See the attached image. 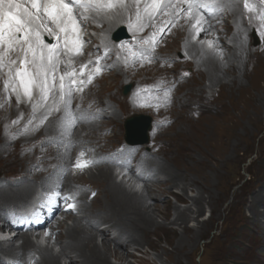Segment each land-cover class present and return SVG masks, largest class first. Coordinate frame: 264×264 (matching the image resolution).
I'll list each match as a JSON object with an SVG mask.
<instances>
[{
  "label": "bare ground",
  "instance_id": "bare-ground-1",
  "mask_svg": "<svg viewBox=\"0 0 264 264\" xmlns=\"http://www.w3.org/2000/svg\"><path fill=\"white\" fill-rule=\"evenodd\" d=\"M110 1L111 0H99L97 2L105 6L107 3H110ZM216 1L225 7L222 11L224 13L227 11V13L229 14L228 17H231L233 19L231 27H226L227 24H225L224 20L222 21L223 25H218L219 27L215 26L212 28L211 24L209 22H206L201 27L198 33V41L199 39H202L204 35H208V32L211 31V37L212 40L215 41L214 43L216 44V52L218 56H215L216 52L208 53L203 51L201 47L202 44H200V42L194 43L190 41V37L193 34V28H190V25L194 23L193 18L195 16L196 9H193L189 13L190 15L188 17H180L183 13H185V11L179 13L178 10L181 9L182 5L184 6V3L173 2L171 4H166L167 6L161 7L157 11V13L152 12L153 14L148 15L147 11L145 10L146 14H144V16H142L143 13L141 14V17L143 18V23H147L150 29L156 27L162 29L161 33L156 34L158 38L161 37V39L159 40H161L160 42L162 44L165 41L169 42L167 41L170 40L169 38L162 37L166 30H169L170 36L175 37L173 39L176 41L179 47H182L189 56L193 57L195 63L198 65V67L196 68L190 66L194 75L193 78L195 79V82L196 80L199 81V79H203L208 83V86L215 85V91L206 96V100L208 102H216L215 105L212 106L213 108L206 107V116L204 115L205 118H203L202 121L205 120L206 124H208L204 125L203 127H199L200 125L198 123L197 128L198 153H200L202 157L200 156V158H198V161H194L192 164L188 165L187 162L184 160L185 156H181L182 152L184 151V146L181 145V143L183 144L185 140L190 139V134H187V132L181 134V136L178 138L180 144H174L175 141H178L176 137H172L168 140H165L166 143H173L170 147V151L168 153H165L164 147H161L163 146V142H165L164 140L161 141L162 138H160L162 129L156 128L154 127V125H151L149 135H151L155 142L157 141L156 144H158L159 142L161 143V146H159L161 149L157 151L158 154L156 153L155 157L152 158L150 156L152 158L151 159L147 156L146 153L145 155L144 153L140 152V149L132 147H125L124 151L121 152H119L120 150L118 151L114 149L110 150V152H108V150L107 152L101 151L99 154L90 153L95 158L93 160L94 163L99 164L98 166H100L101 164L104 166L97 168L95 174L92 173V170H84L85 172L83 173H89L88 179L86 180L83 178V173H69L67 171V168L70 166L73 159L70 161L69 165H66V162L71 155L76 156L77 153L80 152V150L95 148L92 145H96V140L98 141L99 137H95L94 139L89 138L93 143H88V140L80 141L76 146L73 145V143L74 141L81 139V136L84 133L97 136L99 131L103 130L100 121L102 118H104V115H100L99 112L102 110V106H99L100 104L97 106L92 105L88 106L89 108L85 107L82 110H77L74 112L73 110L75 107L71 108L72 105L79 100L80 103H82V98H80V96L76 95L75 93H72V91L69 89L64 95V100L61 104L62 107L61 109H59V112H57V114H53L49 118V120L41 121L39 124H34L36 120L34 122H29V126L31 127L29 132H31L30 135H32L33 137L31 138L28 135L29 133L25 134L24 132L15 131V128L17 126L20 127L23 122H25V119L22 120L19 115L20 112H23L25 109L24 107L14 105L9 101L7 103L4 101L3 84L0 83V106L2 110L0 112V153H3V155H5V166L11 165L14 167H19L20 169L24 170L26 178L28 177V180L38 182V184H34L31 181L27 185L25 184V182H23L20 185L21 187L19 186L20 188H18V186L12 187L10 189L1 188L0 218L2 213H5L7 208L10 207L9 205H26L29 200L34 197V194L37 191L36 187L42 189L47 187L48 183L54 184L57 178L61 174L64 175V173L66 172L63 176V187L64 189L67 188L75 192L77 196L79 194L78 200L81 204V210L83 209L82 213L85 216H82L80 218L75 216V218L72 219L71 225L66 227V221H64L65 224L62 223L63 221L59 220L53 222L49 227V236L47 239L52 240L53 244L57 246L59 245L61 247L60 253L64 257L68 258V264H111L110 258L114 259L117 264H153L143 259L134 260V263L129 262L128 259L132 258V255L126 252V247H140L142 245H148V238L152 234H156L157 231L166 229V224H178L181 228V234L176 236L174 239L167 241V245L170 247L169 250L161 248L157 243H155L153 245L154 251H156L157 253L158 260L165 262V264H183L182 260L190 256L191 252L195 247V243L201 235L202 229L204 227V223L200 226L199 230H193L187 227L186 224L189 218H191L190 214L202 213L204 205H208L211 212H216L215 204H218L220 201H222L218 199V196L216 194L224 180V174L222 173V171L226 167L227 163L233 158V155L237 147L239 146V143L246 136L250 135L249 127L261 124L264 120V35H262L264 34V18L262 19L258 13L248 12L249 10H246L244 8V4H242V6H239L238 3H236L234 0ZM20 3L22 8H27L33 16L39 17L33 22L32 25V27L35 29V32H33L32 34V39L33 41H35V35L36 33H38L36 30H38L39 27L41 25H44L46 22L44 19H42L37 10L32 8V5L29 0H20ZM99 4L97 5L99 6V8H105L104 6H101ZM142 5L143 3L140 5L135 0H131L130 10L128 12V22L129 25H131L130 29H134V22L135 19L138 17V13L140 16V9ZM43 6H45V0H43V2H38V8H41ZM92 6L97 7L96 5ZM188 8H190L189 5ZM108 10L110 9H107V11L105 10V12H108ZM115 11L116 9L114 10V12ZM125 11L126 9H124V13ZM43 12H45V10ZM114 12L110 19L105 16L106 14L101 13V16H103L107 22L104 19L101 21L105 24H111V22L114 23L115 21L117 22V14L116 12L114 14ZM93 17L97 19L96 16ZM112 17L116 18V20H114ZM217 17H220V15ZM215 18L214 20H216ZM161 20H165V22L161 23ZM139 24L140 23H138V25ZM117 25L118 24H116V26ZM98 27L99 29L101 28L100 25L96 24L93 28ZM219 28H221V30H224L219 32ZM114 29L115 28H106L105 32L108 35H111ZM231 29L233 30L232 34H230ZM89 30L91 31L92 28L89 27ZM53 32L54 37H56L57 35L60 36V38L58 39V43L60 44L59 46L55 47L53 45V34L51 35V38L50 36H48L47 39L45 36L44 38H41L43 43L36 42L37 47L35 48V54H41L42 60H50L52 58L57 57L59 58L60 55L62 57V54L59 55L57 52L59 51V48H62L63 46L68 48L67 51L71 54L76 50L75 47L77 46L75 44V38H80L77 25L75 27V31H73L71 29V25H69L67 32H61L58 26L56 28H53ZM181 33H183V35H181ZM21 35L23 37V32H21ZM5 37L7 39L3 43L0 41V44L2 43L0 45V58L5 59V57H7V69L9 72L10 70H12L11 68L13 65L9 63L10 60H8V58H14L13 61L16 60L19 62V64L15 65L16 69L21 66L20 60L15 59V57L12 55L14 54V52H16V49L19 46H23L24 42L22 44L17 43L20 34L15 32L13 33L12 39L9 38L7 32L5 33ZM228 37L231 46L226 47V45L223 44V39H226ZM44 39L49 41L46 42ZM73 40H75V42ZM72 42H74L73 45ZM93 42L94 41H92V43ZM128 43H131V41ZM45 44L49 45V47H44ZM153 44L154 43L151 41L149 45L142 44L143 46L147 47V56H152V53L154 51ZM85 45L87 44L85 43ZM101 45L104 47L105 50H108V57H110V62L106 60L105 62H103V65H112L111 68L112 70H114V76L118 74L127 73V76L132 77V75H135V64L142 63L144 60H146L142 56L140 62L137 63V60L134 59L135 57L133 58L131 56L132 53H130V51H124L117 43H115L114 45V42L112 43L110 41L109 43H103ZM2 52L6 53V55H4ZM61 52H66V50L62 49ZM87 52H89L88 56L84 55V57L79 56L73 59V64L79 65V61H88L89 59L94 57L93 50ZM118 52L120 53V55H125L124 57H121L122 62H119L117 60L115 54H118ZM9 64L11 66H9ZM69 69H71V66L61 65L59 71L60 73H66ZM167 69L169 70V68ZM13 72L14 71L12 70V73ZM104 72L105 71H103L101 75ZM25 74L26 70L24 67L22 72H17L16 80L23 81L24 79H26ZM38 74L43 79H47V76H45L44 71ZM13 76L15 78L14 74ZM28 80L31 82L30 86L28 87L32 89L31 93L34 99H38L40 90L47 93V90L41 87L42 81L40 79H35L34 77L30 76L28 77ZM181 81L182 79L180 80V82ZM95 82L96 80L92 83V85L88 86V89L86 91L90 92L93 89L92 86ZM204 90L205 87L202 86L200 88V91ZM18 92L20 93L21 91ZM164 94L165 93H163V95ZM108 97L111 100V96ZM150 99H152L153 102L155 101V98ZM55 102L56 101L53 100V104ZM116 103V108L117 110H119L120 116L127 115L129 111L133 110L136 104L134 103L133 99L130 100V98H121L120 100L116 101ZM155 103L156 101L154 102V104ZM167 103L169 104V102ZM68 105H70L69 111L67 110ZM216 107H219L217 111ZM45 112L44 114H42V116L46 115ZM211 112L213 113L211 114ZM207 113H210L208 114L209 116H207ZM94 115H96L97 117H94L92 121H88V118ZM71 116L74 118L73 121H71L75 125L72 124L71 129H66L65 126L69 124V118ZM199 116L201 117V115ZM118 117L119 115L113 114L111 117H109V120L110 122L115 124V131L120 133L121 122H119ZM182 118H184V116H182ZM187 119L184 118V120L186 121H184V123L186 124H188ZM78 125H81L80 130L76 128V126ZM181 127H183V124ZM183 129L185 128L183 127ZM8 132L12 133L13 138H11L9 134H7ZM101 138H103V136ZM59 142H61V145L59 144ZM9 144H12L13 147H10ZM33 144H42L41 147L44 150L37 149L35 148L36 146L34 147L35 149L33 148V153H30V149H27L30 150L29 152L21 151L20 149L18 151L16 149L20 145L21 148H26L28 146L31 147ZM12 149H16L17 151H12ZM90 152H92V150ZM122 153H124V155ZM93 154H95V156ZM133 154L137 156L139 155L141 160V163H139V165H141L142 167V172L143 170L144 172H146V174L147 172H150L149 174H147V176L149 175L148 177L146 176V174L141 175V180L145 183L143 184L142 192L140 193V195H138L134 191L127 190L122 184L116 183L117 177L116 175L112 174V170L109 166L111 160L124 158L125 155H130L134 157ZM2 156L0 155V158H2ZM38 156H40V159H43L41 163H39L40 160L38 159ZM187 156L189 157V155ZM102 157H105V160L100 161V158L102 159ZM191 157V159H193V156ZM58 163H62V165H58ZM39 164H41V166L43 167L52 166V169L55 168L58 169V171L61 168L62 172L57 175L52 174L53 171H51L50 169H47L46 171L43 167H41L42 169H39V171L38 169L35 170L33 167H36ZM210 174L212 175L213 179H211ZM156 175H163L165 180L157 181V185L159 187L157 186L154 189L150 187L147 182L154 181V176L156 177ZM86 182H91L94 187L96 186L100 189V198L95 199V196L97 194L95 195V193L93 192L94 188L93 190H91V192H88L86 195L85 192H83L82 190L76 191L74 187L76 184L80 183L81 185ZM171 188L179 189L178 191H180V194L175 196V199L178 202L188 203L190 201L192 208L189 207L180 210L175 205L171 204L170 201L166 199V197H164L172 195ZM190 188L196 192V195L193 198H188L186 194V190ZM91 193H94L92 199L95 200V207L92 206L90 202H88ZM263 195L264 190L262 189V184L260 185L259 182L257 188L252 189L249 193H247L241 201L242 206L245 207L250 213L249 219H246L244 216H242V220L244 222L247 221L253 225L252 232L256 237H258V247L260 248V250L255 255L257 258V263L264 262V224L262 225L260 221H255L259 220V218H264ZM172 214L173 219L171 220ZM155 216H159V218L161 217L163 224L157 223L154 219ZM98 225L101 227L105 225L106 226L101 231H99V228H97ZM0 230H2V228ZM109 231L117 233V236L113 241L112 247L109 246L108 239H106L107 235L105 234V232ZM96 237L102 238H100L102 240L101 247L96 244ZM12 240L14 242H12ZM8 243L10 244V247L5 246L4 244H0V258L11 256L12 258H17L19 261H25L27 259V261L29 262L35 257L36 259L33 260L34 263L32 264H59V257L54 256L47 249H41L40 247H36L35 245H33L30 242L28 235L23 234L22 231L20 233H17L15 237H12L11 241ZM137 247H135V251L136 253L138 251L141 256H145L149 252H142ZM32 253L34 255H31ZM70 256L73 257L70 258ZM242 259L243 255H241L240 253H231L230 257L223 264H242Z\"/></svg>",
  "mask_w": 264,
  "mask_h": 264
},
{
  "label": "rangeland",
  "instance_id": "rangeland-1",
  "mask_svg": "<svg viewBox=\"0 0 264 264\" xmlns=\"http://www.w3.org/2000/svg\"><path fill=\"white\" fill-rule=\"evenodd\" d=\"M80 1H82V0H80ZM97 1H99V0H84L82 2H87V3H85L86 6H88V3H90L89 5L92 6V5H96V3L99 4ZM135 1L137 2V0H135ZM140 1L141 2L143 1L142 2L143 5L140 9V16L135 19L134 26H133L134 29H130L131 25H129V22H128V12L130 10L131 0H120V5H119L120 9L118 10V8H117L115 11V12L118 11V13H120V14H118L119 16L116 15L117 16V22L115 21L114 23L111 22V24H107V23L105 24L100 19H95L93 16H90V18H89L90 21L91 20L93 21L94 25H96V24L100 25L102 30H101V28L99 29V27L98 28H92V30L90 31L91 33L90 32L88 33L89 34V41H91V43H92V41H94L92 44L95 45V49H93L94 57L88 60V62H89L88 67L100 69L101 72H100V77L98 79H96V82L92 86L93 89L90 92L85 91L82 94H80V93L76 94L75 93L76 95L80 96V98H82V100H81L82 103H80V100H79V101L75 102L73 104L74 106L72 105L71 108L75 107L73 110L75 112L77 110H82L85 107L89 108L88 106H92V105L97 106L100 104L99 106H102L101 107L102 110L99 111L100 115H102V116L104 115V118H102L100 121V123L102 125L101 127L103 128V130L99 131L97 136L84 133L81 136V139L74 141L73 145L76 146V145H78V143L80 141H87V140L89 141L88 143H90V142L93 143L90 139H94L95 137H99L98 141L96 140V145L95 144L92 145L95 148L88 149L89 152L92 150V152H90V153L99 154L101 151L107 152V150H108V152H110V150H114V149H116L118 151L119 150L124 151L123 143H125V142L128 143L126 140L131 139V141L136 143L134 148L140 149V152H142L144 154L146 153L148 157L151 156L153 158V157H155L156 153L158 154L157 151H159L161 149L159 147V146H161V143L159 142L158 144H156L157 141L155 142V140L151 137V135H149V132L151 130L150 129L151 125H154V127L162 129V133L160 135V138H162L161 141H163V140L165 141V140H168L169 138L176 137L178 141L174 142L175 145L178 143L180 144V141L178 138L181 136V134H184L185 132H187V134H190L191 140L190 139L185 140L183 142V144L181 143V145L184 146V151L182 152L181 156L182 157L185 156L184 160L187 162L188 165H190L194 161L195 162L198 161V158H200V156H201V154L198 153V141H197L198 140V129L197 128H198V123L200 125L199 127H203L204 125L208 124V123L206 124L205 120L202 121V119L205 118L204 115L206 116V110H207L206 107H212L213 105H215L216 102L215 101H209L208 102L206 100V96L215 91L214 90L215 85L208 86V83L203 79H201V80L199 79V81L196 80V82H195V79L193 78L194 75H193V72L191 70V67L196 68V67H198V65L195 63L193 57L189 56L182 47L181 48L179 47V45L173 39L175 37L170 36L169 30H166V32L162 36L165 38H169L170 40H167L169 42L165 41L163 44L160 42L161 40H159V39H161V37L158 38L156 34L161 33L162 29H159L157 27L150 29V27L148 26L147 23H143V18L141 17L142 13H143L142 16H144V14H146L145 10L147 11L148 15L153 14V13H157V11L156 12L153 11L154 6L152 5L151 2H149L147 0H139L138 3L140 5L142 4ZM191 1L192 2L207 3L204 1H200V0H191ZM206 1H208V0H206ZM209 1H212V2L215 1L216 4H218L220 6V7L216 8V13H215L216 18L213 17L212 20L209 21L211 26L213 25L212 27H215L218 25H223L222 21L224 20L225 24H227V25L229 24L228 26L226 25V27H231L233 19L231 17H228L229 14L227 13V11L225 13L222 11L223 8H225V7L222 6L220 3H218L216 0H209ZM234 1L236 3H238L239 6H242V4H244V0H234ZM248 3H249L250 8H251V10L248 12L258 13L259 16L263 19L264 18V0H248ZM109 4L110 3H107L106 4L107 6L106 5L104 6L103 4H99V5L104 6L107 9H110V10H108V12H105V11L102 12V13L105 12L104 13V14H106L105 16L110 19L115 8L111 10ZM144 5H145V7H144ZM183 8H184V6L182 5L181 9L183 10ZM124 9H126L125 13H124ZM181 9H179V10H181ZM193 9H195V8H193ZM220 9H221V11H220ZM148 11H150V12H148ZM184 11H185V13H183L182 14L183 16L181 15L180 17H188L190 15L189 10L186 11V9H185ZM115 12H114V14H115ZM219 15H220V17H217ZM112 18L114 20H116V18H114V17H112ZM214 18L216 20H214ZM164 22H165V20H161V23H164ZM217 22H219V23H217ZM138 23H140L139 25L141 27L138 25ZM174 23H173V25H174ZM116 24H118V25L116 26ZM201 27L202 26H199L198 29L200 30ZM106 28H108V29L115 28L113 30V32L111 33V35L113 33L117 34V35H121V34L125 33L127 35L128 39H126V38L123 39L124 42L123 41L118 42V43L114 42V45H115V43H117L124 51H130V53H132L131 56L133 58L135 57L134 59L137 60V63L140 62V59L142 56L146 59L142 63L135 64V66H134V67H136L134 70L135 75H132V77L127 76V73L118 74V75L114 76L113 75L114 70H112V68H111L112 65L111 66L110 65H107V66L103 65V62H105L106 60L108 62H110V57H108L109 56L108 50H105L104 47L101 45L103 43H109L111 41L110 34L108 35L105 32ZM223 30L224 29L221 30V28L218 29L219 32H221ZM232 32H233V30L231 29L230 34H232ZM211 34H212V32L209 31L208 35H204L202 37V39H199V40H200V44H202L201 47H202L203 51L208 52V53H215L217 48H216V44L214 43L215 41L212 40ZM83 35L86 36L85 33H82V36ZM181 35H183V33H181ZM138 39H140V40H138ZM130 41H131V43H128ZM137 41H138V43H137ZM150 41L154 43L153 44V50L154 51L152 53L153 57L152 56L150 57V55L149 56L146 55L147 47L143 46L144 44L149 45ZM190 41H192L194 43L199 42L198 36L195 37L192 35L190 37ZM223 41H224L223 44L226 45V47L231 46V43L229 42V37L226 39H223ZM27 47H28V45L23 43V46L22 47L19 46L16 49V52H14V54L12 56H14L15 59L23 60L24 63L27 65V69H30V73L36 75V76H31V77H34L35 79H40L41 76L38 73H41L44 71L45 76H47L48 80H50V81L47 80V82H48V86L52 89L53 93H56V90H59V96L62 99V100H60L61 101L60 103L62 104L63 100H64V95L67 92V90H69V88L67 89L66 88L67 86L65 83L62 84L61 81L57 80V75H58V73H60V71H59L60 67H61L60 63L55 61L54 58H52L50 60H45L43 57L44 60H42L41 54L40 55H36V54L33 55L32 51H28L27 55H25L24 49H26ZM215 54H216L215 56H218L217 52ZM115 55H116L117 60L119 62H122L121 57L125 56L123 54L120 55L119 52H118V54H115ZM87 56H88V52H87ZM9 60H10L9 63L13 66H15L18 62L15 60V63H12L14 58L9 59ZM35 60L37 63L35 62ZM10 64H9V66H11ZM166 67L169 68V70ZM9 69H10V67H9ZM11 69L13 70V68H11ZM183 70L185 71V73ZM103 71H105V72L101 75V73ZM180 71L183 73H181ZM158 73H159V75H158ZM22 74H24V73H22ZM58 77L60 79L59 75H58ZM29 79H31V78H29ZM165 79H166V81H165ZM181 79H182V81H181L182 83L180 82ZM172 80H174L175 82ZM18 82H19V84H22V82H26L27 83L26 86L28 88V91H30V92L32 91V89H30L28 87L31 84V82L28 80V78L24 79L23 81H18ZM0 83L3 84V94H4L3 97L4 98L3 97L2 98L4 99V101L6 103L9 101L10 103H12L14 105L22 106L26 110V111L25 110L23 111L25 113L20 112V114H19L20 118L22 120L25 119L24 120L25 122H23V124L20 127L17 126L15 128L16 129L15 131L24 132L25 134L29 133L28 135L31 138H33V137H32V135H30L31 132H29V130L31 129V127L29 126V122H34L36 120L34 122V124H39L41 121H47V120H49V118L53 114H57V112H59V109H61V107H62L61 104H59L58 106L53 104V101L49 105L45 104V102L42 103L40 101V103H41L40 106H33V107H31L29 102H27V101L21 102V103L16 101L12 97V95L8 89L3 71H0ZM165 83H167V84H165ZM125 86H130V91L128 92L127 95L122 94V90ZM202 86L205 87L204 91H200V88ZM151 87H153V88H151ZM154 89H155V91H154ZM93 91H95V92H93ZM163 93H165V94L163 95ZM41 94H44V95L41 96ZM45 94H47V93L40 90L39 95H38L39 96L38 99L42 98L43 100H45V96H46ZM100 96H101V98H100ZM108 96H111V100L109 99ZM174 96H175V98H174ZM180 96L183 98H181ZM121 98L122 99L130 98V100L133 99L134 103H136L135 107L133 106L136 109L133 108V110L129 111L127 115H123L124 117L120 116L119 110H117V108H116V104H117L116 101L120 100ZM150 98H155L156 103L154 104L155 101L153 102V100ZM97 99H99V100H97ZM146 100H147V102H146ZM198 100H199V102H198ZM95 101H97V102H95ZM160 102H162V103H160ZM167 102H169V104ZM43 104H45V105H43ZM69 107H70V105H68V107H67L68 111L70 110ZM218 108L216 107V111L218 110ZM1 111L2 110H1V106H0V112ZM44 112L46 113V115L42 116V114H44ZM165 112H166V114H165ZM213 112H215V111H213ZM213 112H211V114ZM113 114L119 115L118 120H119V122H121L120 133L115 131L116 130L115 124L110 122V120H109V117H111ZM208 114H210V113H207V116H209ZM199 115H201V117ZM139 116L140 117L144 116V117L148 118L149 122H150V127H149L148 131L146 132L147 141L143 144H139L142 141V136L140 135L139 132H132V134L128 133V128L133 130L132 129L133 125L132 124L127 125V121L132 120V119H134V117H139ZM182 116H184V118H186V119L188 118L187 119L188 124L184 123L185 120H184V118H182ZM94 117H97V116L94 115V116L89 117L88 121H92V119ZM73 119L74 118L72 116L69 118L70 121H69V124H67V126H65L66 129L72 128V124H74V123H72ZM81 119H84V118H81ZM180 121H181V123H180ZM202 122H205V123H202ZM103 123H106V124H103ZM137 123L144 125L146 123V121L140 120ZM182 124H183V127L185 129H183V127H181ZM70 125H71V127H70ZM76 128L78 130H80L81 125L76 126ZM33 131H34V129H33ZM249 132H250V135L246 136L239 143V146L237 147V149L233 155V158L227 163L226 167L222 171V173L224 174L223 175L224 180H223L222 184L220 185V189L216 192L218 199L222 200V201H220L218 204L217 203L215 204L216 212H211L209 206L204 205L202 213H200V214L191 213L190 214L191 218H189V220L186 224L187 227H189L193 230H199L200 226L203 223H204V227L202 229L201 235L199 236V238L197 239V241L195 243V247H194L193 251L191 252L190 256L187 257L186 259L182 260L183 264H223L230 257L231 253H240L241 255H243V259H242L243 263L242 264H264V262L257 263V258L255 255L260 250V248L258 247V237H256L254 235V233L252 232L253 225L247 221L244 222L242 220V216H244L246 219H249L250 213L241 204L242 198H244L245 195L247 193H249L252 189H256L259 182H260V185L262 184V189L264 190V120L261 124L250 126ZM170 133H172V134H170ZM173 133H174V135H173ZM7 134H9L11 138H13L12 133L8 132ZM102 136L104 139L101 138ZM99 142H101V143H99ZM232 142H234V141H232ZM167 143L165 141L162 144L163 146H161V147H164L165 153H168L170 151V147L173 144L172 142H167ZM59 144L61 145V142H59ZM9 146L13 147L12 144H9ZM41 146H42V144H37V145L33 144L31 147L28 146L26 148L25 147L21 148V145H20L16 149L18 151L20 149L21 151H28V152L31 150L30 153H33L32 151H34L35 148L44 150ZM16 149H12V151H14V150L17 151ZM27 149H30V150H27ZM95 154H93V155L95 156ZM0 155L2 156L3 153L2 154L0 153ZM77 155H79V154H77ZM187 155H189L190 158ZM125 156H128V155H125ZM133 156L134 157H130L129 160H127V162L125 164H129L132 161V160H130L132 158L133 159L137 158L136 160H139L138 162L141 163L139 155L137 156V155L133 154ZM191 156H193V159H191L192 158ZM73 157H75V155H73V156L71 155L69 157V159H68L69 161L67 160L66 165L70 164V161L72 159H74ZM5 159H6L5 155H3L2 158H0V189L1 188L10 189L12 187H17V186H18V188H20L21 187L20 185L23 182H25V184L27 185L32 181V180H28V177L26 178L24 170L20 169L19 167H14L11 165L5 166L6 165ZM38 159L40 160L39 163H41V161L43 160V159H40V156H38ZM103 160H105V157H102V159L100 158V161H103ZM143 164H144V162H143ZM58 165H62V163H60V164L58 163ZM103 166L104 165H102V164L100 166L91 165V167L88 168L87 170H92V173L95 174L96 169L103 167ZM41 167H43V166H41V164H39L33 168L35 170L38 169V171H39V169H42ZM138 167L140 169L141 175L146 174V172H144V170L142 172L141 165H138ZM43 168H45L44 170H46V171H47V169H50L51 171H53L52 174H56V175L59 174L60 172H62L61 168L58 171V169H55V168H54L55 170L52 169V166H49V167L44 166ZM41 173H43V172H41ZM65 173H64V175H65ZM149 173L150 172H147V174H149ZM147 174H146V176H147ZM11 175H12V177H11ZM64 175H62L59 180H62V178H64L63 177ZM82 175H83V178L87 180L89 173H83ZM156 177L154 176V181L147 182L148 185L154 189H155V187L158 186L157 181L165 180L163 175H161V176L156 175ZM210 177H211V179H213L211 174H210ZM125 179H128V178H125ZM59 180L57 182H59ZM32 183L38 184V182H36V181L35 182L32 181ZM116 183L122 184L127 190L134 191L138 195H140V193L142 192L143 184L145 182L141 181L140 184L135 185L134 183H131V179L129 181H127V180L120 181V178H118V179H116ZM84 184H81V185H80V183L76 184L74 186L76 191L82 190L83 192H85V195H86L88 192H91V190H93V188H94L93 192L95 193V195L97 194L95 196V199L101 197L100 189L98 187H96V186L94 187V185L91 182H86ZM50 185H51V183H48L47 187L42 188V189H40L39 187L38 188L36 187V190L37 191H39V189L40 190H49L48 188L50 187ZM152 185H155V186H152ZM178 190L179 189L171 188L172 195L164 196V197H166V199H168L171 204L175 205L180 210H183V209L189 208V207L192 208L190 201L188 203H182V202H178L175 199V196L180 194V191H178ZM66 191H68V189ZM94 193H92L90 195V197H89L90 199H92V197L94 196ZM186 194H187L188 198H193L196 195V192L190 188V189L186 190ZM85 195H84V197H85ZM78 196H79V194H78ZM204 196H205V194H204ZM263 197H264V195H263ZM90 199L88 200V202H90L91 205L95 207L96 206L95 200L94 199L90 200ZM80 205H79V207H80ZM9 206L10 207L7 209H11L13 207H14V209H17L21 205H13L12 204ZM82 211H83V209L81 210V207H80V210H78V213L76 215L69 214V215L65 216L66 219L64 217L63 220H61V219H58V220L63 221L62 222L63 224H65L64 221H66L67 224L65 225V227L69 226V225H71L72 219L75 218V216L78 218L85 216L82 213ZM2 215H3V213H2ZM154 219L157 223L163 224L161 217L159 218V216H155ZM172 219H173V214H172L171 220ZM56 221H57V219H56ZM255 221L256 222L260 221L262 225L264 224V218H259V220H255ZM0 222H1V220H0ZM166 225H167L166 229L159 230L156 232V234H152L148 238V241H149L148 245H142L140 247H137V246L126 247L127 248V249L125 248L126 252H128V253H130V255H132V258H129L128 261L131 263H134V260L143 259V260L148 261V262L153 263V264H165V262L158 260L157 253H156V251H154L153 245L155 243H157L161 248H165V249L169 250L170 247L167 245V241L174 239L176 236L181 234V228L178 224H171V225L166 224ZM105 226L101 227L98 225L97 228H99L98 230L101 231ZM167 230H169V231H167ZM62 232H64V231H62ZM23 234H25V233L23 232ZM105 234L107 235L106 239H108L109 246L112 247L113 241L115 240L117 233H115L113 231H109V232H105ZM47 238H45L44 240H41L39 243L38 242L35 243V246L40 247L41 249H47L54 256L59 257V264H68V258L64 257L60 253L61 247L59 245L57 246V245L53 244L52 240H49ZM100 238L101 237H96V239H95V242L99 247H101V245H102V240H101L102 238L101 239ZM8 242H10V241L0 242V244L1 245L4 244L5 246L10 247L9 246L10 244ZM12 242H14V241L12 240ZM135 247L139 248L142 252L143 251H149V252L145 256H141L138 251L136 253ZM31 255H34V254L32 253ZM71 257H73V256H70V258ZM0 261H1V258H0ZM110 263L111 264H117V262L114 261V259H112V258H110Z\"/></svg>",
  "mask_w": 264,
  "mask_h": 264
},
{
  "label": "snow or ice",
  "instance_id": "snow-or-ice-1",
  "mask_svg": "<svg viewBox=\"0 0 264 264\" xmlns=\"http://www.w3.org/2000/svg\"><path fill=\"white\" fill-rule=\"evenodd\" d=\"M29 2L32 8L39 12L38 0H29ZM75 2L76 0H45V12L49 19L57 23L61 32H67L69 25H71V29L75 31L76 22L72 17V5ZM137 2H139V0H137ZM182 2L189 3L191 7L190 0H182ZM161 5L167 6L165 0H154V9ZM244 8L249 11L251 10L248 0H244ZM137 15L139 17V13ZM38 18V16H33L27 8H22L20 0H0V41H3L6 32L10 39H12L14 32H23L24 43L28 45V47L24 49L25 55H27L28 51H32L34 55L35 48L37 47L36 42L43 43L39 33H36L35 41L32 39V34L35 32L32 25ZM48 30L49 32L52 31L50 28ZM44 47H49V45L45 44ZM23 62L24 61H21V63ZM12 63H15V61H12ZM61 79H63V77ZM90 81L91 77H89V82ZM25 94L28 95L27 86H25ZM69 207L72 206L70 205ZM46 235H48V233H46Z\"/></svg>",
  "mask_w": 264,
  "mask_h": 264
},
{
  "label": "water",
  "instance_id": "water-1",
  "mask_svg": "<svg viewBox=\"0 0 264 264\" xmlns=\"http://www.w3.org/2000/svg\"><path fill=\"white\" fill-rule=\"evenodd\" d=\"M125 38L127 39V35L125 33H123L121 35H118L116 39L117 40H123ZM129 91H130V86H125L123 88V90H122V94L127 95ZM140 120H145L146 123L144 125L143 124H140V123H137ZM131 124L133 125L132 126V129L134 131L128 128V133L129 134L130 133L132 134V132H139L140 135L142 136L141 143H145L147 141V139H146V132L148 131V129L150 127L149 119L146 118V117H144V116L143 117H140V116L139 117H134V119L127 121V125H131ZM128 141L129 142H133V141H131V139H129Z\"/></svg>",
  "mask_w": 264,
  "mask_h": 264
},
{
  "label": "clouds",
  "instance_id": "clouds-1",
  "mask_svg": "<svg viewBox=\"0 0 264 264\" xmlns=\"http://www.w3.org/2000/svg\"><path fill=\"white\" fill-rule=\"evenodd\" d=\"M126 141L128 142L127 144H130V145H134V146H135V144H136V143H133V142H130V143H129L128 140H126ZM125 143H126V142H125ZM139 144H143V143H139ZM143 151H144V150H143ZM110 168H111V167H110ZM111 170H112V169H111ZM126 173H127V174H126L127 176H131V175H132V174H131L132 172H130V171H128V172H126ZM127 176H125L122 180H126L125 178H127ZM117 179H118V177H117ZM122 180H120V181H122ZM128 180H130V179H128ZM132 180H133V181H132ZM141 181H142L141 179H140V180L131 179V182L134 183L135 185L140 184ZM33 245H34V244H33Z\"/></svg>",
  "mask_w": 264,
  "mask_h": 264
}]
</instances>
